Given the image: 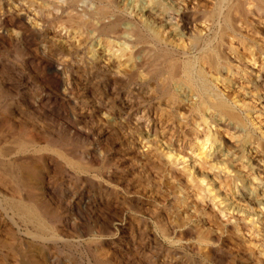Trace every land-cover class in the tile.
I'll use <instances>...</instances> for the list:
<instances>
[{
  "label": "bare ground",
  "instance_id": "bare-ground-1",
  "mask_svg": "<svg viewBox=\"0 0 264 264\" xmlns=\"http://www.w3.org/2000/svg\"><path fill=\"white\" fill-rule=\"evenodd\" d=\"M89 123L123 174L104 151L95 173ZM64 166L123 203V235ZM0 213V264L119 263L114 240L132 264H264V0H0Z\"/></svg>",
  "mask_w": 264,
  "mask_h": 264
},
{
  "label": "rangeland",
  "instance_id": "rangeland-1",
  "mask_svg": "<svg viewBox=\"0 0 264 264\" xmlns=\"http://www.w3.org/2000/svg\"><path fill=\"white\" fill-rule=\"evenodd\" d=\"M22 6L24 8L26 7L27 10H31L32 8L33 9L35 8V7L31 8L30 5L28 6L27 4L25 5L24 3H22ZM12 57H14V56H7V57H5V59L8 62L10 61L8 64H10L15 70L16 69L18 70L19 64L17 63L18 64V66H17V64H15L16 61L13 60ZM8 58H9V60H8ZM11 60H13L14 62ZM13 64L16 66H14ZM26 72L28 74L30 73L33 76V78H30L27 81L28 82V93L32 94L33 96H36L38 94H39V96H40V94L46 95L48 92V89H46V86L42 83V81H39L38 79L34 78V75L32 74L30 68H28V70H26ZM9 93H10L9 96H5V97L3 96L4 98L1 101L2 104H5L7 106H8V104H11V105L14 104L17 110L23 109L24 111H26L25 108H27V103L25 101L21 100V98H24V97H15L14 91L13 92L10 91ZM64 105L66 106L65 107L67 109L66 111H68V109H70V107L67 106V105H69V103L68 104L65 103ZM9 107H10V105H9ZM26 116L31 117L30 119H28V123H29V126L34 127V129H39L42 127L48 128L50 125L49 121H47L46 119H44L42 117H39L36 114L31 115V114L27 113ZM66 117H68V116H66ZM94 126H95V124L93 125L91 123L86 125V127H85L86 132L84 133L82 138L79 137V140H78L79 143L78 144L80 145V147H83L85 149H88V148L89 149H96L97 148V151L93 152V154H94L93 157L95 158L94 159L95 173L101 174V176H103V174H105L104 172L106 171V169H105V166L103 165V157L99 155V153L102 154V152L104 151L105 156L108 154L109 158H107V159H108V162L110 164V168L116 169L117 171L115 173H117L118 176L123 174V159L121 158V157H123V148H119V146L117 144L118 141L116 140L119 137L114 136V135L113 136L100 137L97 135V131L94 130ZM98 149H100V150H98ZM64 171H65V174H64L65 176L59 174L58 172H55L54 175L51 174L53 176L52 179L57 181L60 184L61 188H63L65 191L67 190L70 195H78L79 193H81L86 197L88 196V198L92 201H100V202L102 201V203L103 202L105 203V200H104L105 197L100 190L101 187L99 185H97V182H96L97 180L95 178H93V174L86 176L84 174L75 172L66 166H64ZM66 171H67V173H66ZM98 182H99V180H98ZM121 197H123V196H121ZM114 201L115 200H111V202L108 204L100 203V205L102 204L101 206H98V208L93 209L94 214H96V216H99V215L101 216V214H103L102 212H104V214H107L109 217H113V216L115 217L116 216L115 219L117 218V220H119L122 223V231L121 232L123 235V203L121 202L119 205V203H115ZM100 207H101V209H100ZM102 209H104L108 213H106ZM113 213H115V214H113ZM2 215L3 214L0 213V217H3ZM75 217L76 216L73 215V219ZM86 223L87 222H84V226L87 225ZM77 234L78 233L73 232V230H69V232L67 233V238H69L70 240H73V241H81V240H79V239H81V237H79L78 236L79 234L78 235ZM1 237H4V235H2ZM83 238L84 239L90 238V236L87 235ZM114 243L117 245L119 244L118 246L115 245V247H116V251H117L118 256L121 257L118 259V261H120V262L114 263V264H124V263L125 264H132V263H128V261L125 258H123V241L114 240ZM108 248H109L108 251H106L107 253H109L112 250L111 247H108ZM69 250L68 249L63 250L62 256L60 257L61 261L62 260L66 261L67 258L69 257L71 259L69 264H86V261H87L86 260L87 258L85 255L86 252L84 251L83 247H80V248L72 247L71 250L70 251ZM72 258H73V260H72ZM123 260H124V262H123ZM141 260H142V262L144 261V259H141ZM186 262H187V264H195V263L197 264V260H186ZM144 263L146 264V261H144ZM198 264H201V263L199 262Z\"/></svg>",
  "mask_w": 264,
  "mask_h": 264
}]
</instances>
